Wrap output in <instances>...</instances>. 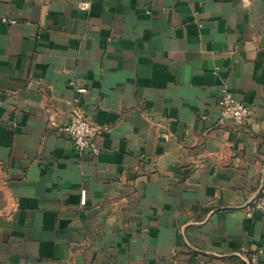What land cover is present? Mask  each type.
Instances as JSON below:
<instances>
[{"label":"crops","instance_id":"0c3cea01","mask_svg":"<svg viewBox=\"0 0 264 264\" xmlns=\"http://www.w3.org/2000/svg\"><path fill=\"white\" fill-rule=\"evenodd\" d=\"M263 192L264 0H0V264H250Z\"/></svg>","mask_w":264,"mask_h":264},{"label":"built area","instance_id":"2783aa9c","mask_svg":"<svg viewBox=\"0 0 264 264\" xmlns=\"http://www.w3.org/2000/svg\"><path fill=\"white\" fill-rule=\"evenodd\" d=\"M83 6L88 7L89 5L84 2ZM79 90L82 89L79 88ZM218 103L222 120L243 121L252 113L251 107L237 99L225 85L221 87ZM55 126L72 140L76 149L80 151L90 149L95 154L100 152L101 148L94 139L100 129L80 111H75L66 123L62 125L55 124ZM255 208L264 213V192L258 196ZM239 250L247 256L250 264H259L260 256L264 252L263 248L252 249L245 246L240 247Z\"/></svg>","mask_w":264,"mask_h":264}]
</instances>
